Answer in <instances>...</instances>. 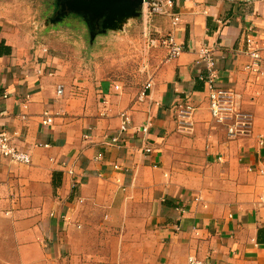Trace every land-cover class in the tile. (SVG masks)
Instances as JSON below:
<instances>
[{
    "label": "crops",
    "instance_id": "obj_1",
    "mask_svg": "<svg viewBox=\"0 0 264 264\" xmlns=\"http://www.w3.org/2000/svg\"><path fill=\"white\" fill-rule=\"evenodd\" d=\"M173 1L184 51L149 47L145 72L122 81L69 71L47 49L28 55L0 31V131L32 149L30 164L0 157V264H264V0ZM152 22L155 36L173 30L169 16ZM249 35L262 74L246 69ZM203 46L216 86L253 117L250 135L229 140L213 121ZM185 102L191 133L177 127Z\"/></svg>",
    "mask_w": 264,
    "mask_h": 264
},
{
    "label": "rangeland",
    "instance_id": "obj_2",
    "mask_svg": "<svg viewBox=\"0 0 264 264\" xmlns=\"http://www.w3.org/2000/svg\"><path fill=\"white\" fill-rule=\"evenodd\" d=\"M57 4V0H0V31L28 55L47 49L49 56L65 61L69 71L118 81L141 76L147 51L152 47L149 38L160 39L164 35L159 31L158 36L154 35L153 15L144 18L142 9L138 17L121 20L119 27L126 31L119 28L93 31L76 14L57 18ZM107 216L103 218L108 220ZM118 228L112 225L108 231L117 233ZM97 245L107 249L111 242L101 241Z\"/></svg>",
    "mask_w": 264,
    "mask_h": 264
},
{
    "label": "built area",
    "instance_id": "obj_3",
    "mask_svg": "<svg viewBox=\"0 0 264 264\" xmlns=\"http://www.w3.org/2000/svg\"><path fill=\"white\" fill-rule=\"evenodd\" d=\"M173 0H143L142 10L144 18H150L151 15L160 14L171 18L173 30L167 34L161 35L160 39L152 38L148 40L150 46L164 47L167 51V59L171 60L178 57L184 47L177 42L176 29L181 21L179 14L173 12ZM147 6V10L145 9ZM142 12V11H141ZM148 22H145V37H149ZM247 52L251 57V62L246 65V69L254 74H262L261 70V50L258 43L252 36L247 37ZM199 60L206 63V68L209 71L207 80L206 93L209 100V110L214 122L226 127L227 137L229 140H235L241 137H246L252 132L253 117L247 113L240 105L238 95L232 88L218 87L217 72H216V57L214 50L207 46H203L198 51ZM152 83L149 81L141 92V96L145 97ZM118 88V86H116ZM63 93V87L59 86L58 94ZM6 97V95H4ZM177 127L180 132L191 133L194 128V116L196 106L191 102L180 104L176 108ZM131 118L125 115V120L122 124V131H126ZM53 122L51 115L46 112L43 118V125H49ZM23 137L19 132L7 130L0 131V157L9 159L17 164H30L32 161L31 148L21 146ZM36 146L49 147V143L37 142ZM151 149L148 147L147 151ZM117 167V165L115 166ZM188 264H206L196 256H190Z\"/></svg>",
    "mask_w": 264,
    "mask_h": 264
},
{
    "label": "water",
    "instance_id": "obj_4",
    "mask_svg": "<svg viewBox=\"0 0 264 264\" xmlns=\"http://www.w3.org/2000/svg\"><path fill=\"white\" fill-rule=\"evenodd\" d=\"M57 18L70 13L82 14L90 25L103 19L102 31L121 29V20L139 15L143 0H57ZM91 14L89 17L85 14Z\"/></svg>",
    "mask_w": 264,
    "mask_h": 264
},
{
    "label": "flooded vegetation",
    "instance_id": "obj_5",
    "mask_svg": "<svg viewBox=\"0 0 264 264\" xmlns=\"http://www.w3.org/2000/svg\"><path fill=\"white\" fill-rule=\"evenodd\" d=\"M63 1H65V0H63ZM71 14V13H70ZM72 14H74V13H72ZM76 15H78L79 17H81L84 21H85V19L83 18V15L82 14H76ZM85 15H87L88 17L91 15V14H85ZM102 22H103V19H101V20H99L98 22H94V23H92L91 25L87 22V21H85V23L87 24V25H89L90 26V28L94 31H97V30H101L102 29Z\"/></svg>",
    "mask_w": 264,
    "mask_h": 264
},
{
    "label": "trees",
    "instance_id": "obj_6",
    "mask_svg": "<svg viewBox=\"0 0 264 264\" xmlns=\"http://www.w3.org/2000/svg\"><path fill=\"white\" fill-rule=\"evenodd\" d=\"M3 46H4V41H2V42L0 43V55H3L4 52L6 51V50L2 49ZM8 50H9V49H8Z\"/></svg>",
    "mask_w": 264,
    "mask_h": 264
}]
</instances>
